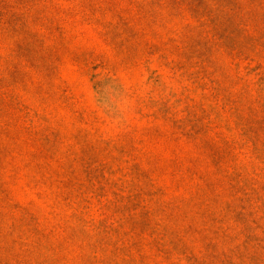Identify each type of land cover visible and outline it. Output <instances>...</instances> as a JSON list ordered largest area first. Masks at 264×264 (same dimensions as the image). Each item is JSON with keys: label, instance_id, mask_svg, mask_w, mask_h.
Returning <instances> with one entry per match:
<instances>
[{"label": "rangeland", "instance_id": "rangeland-1", "mask_svg": "<svg viewBox=\"0 0 264 264\" xmlns=\"http://www.w3.org/2000/svg\"><path fill=\"white\" fill-rule=\"evenodd\" d=\"M0 264H264V0H0Z\"/></svg>", "mask_w": 264, "mask_h": 264}]
</instances>
